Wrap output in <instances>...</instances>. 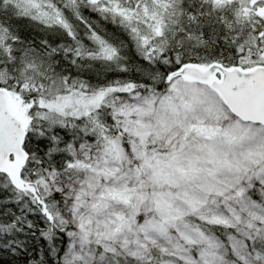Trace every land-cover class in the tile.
Masks as SVG:
<instances>
[{
  "label": "snow or ice",
  "instance_id": "snow-or-ice-1",
  "mask_svg": "<svg viewBox=\"0 0 264 264\" xmlns=\"http://www.w3.org/2000/svg\"><path fill=\"white\" fill-rule=\"evenodd\" d=\"M0 264H264V0H0Z\"/></svg>",
  "mask_w": 264,
  "mask_h": 264
}]
</instances>
